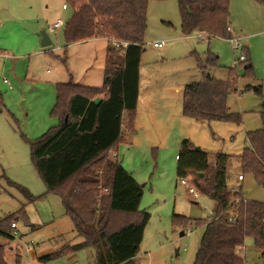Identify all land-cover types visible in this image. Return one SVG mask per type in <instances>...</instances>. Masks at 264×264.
<instances>
[{"label":"rangeland","instance_id":"374dc122","mask_svg":"<svg viewBox=\"0 0 264 264\" xmlns=\"http://www.w3.org/2000/svg\"><path fill=\"white\" fill-rule=\"evenodd\" d=\"M65 3L0 0V221L15 216L19 233L15 241L0 237L8 264H15L16 254H20V264H97L93 248L49 261L39 259L82 238L66 215L60 196L48 193L35 168L31 144L60 123L52 115L56 81L73 80L94 87L103 84L102 50L107 45L106 41H88L66 46L63 32L72 9L63 10ZM59 18L65 25L55 30L53 24ZM229 23L240 48L222 37L184 36L176 0L149 2L140 90L142 98H150V106L140 105L134 131L125 132L126 140L118 143L117 151L107 153L108 159H117L139 182L143 189L139 211L151 216L135 264H194L204 233V226L197 222L215 215L217 202L196 186V174L179 177L177 173L176 156L183 140L207 152L211 166L217 153L229 155V190H241L244 201L264 203V184L253 174L243 176L239 163L249 146L247 133L264 125V2L231 0ZM43 34L52 40L47 48L41 45ZM159 42L163 48L154 46ZM210 54L217 57L216 66L207 69L210 75L228 81L230 71L234 72L235 90L227 102L230 111L240 115L239 122L196 121L183 114L184 87L203 79L200 62ZM242 54L247 61L239 62ZM122 56L120 50L118 63ZM247 64L252 66L250 70ZM126 126L125 121L123 130ZM183 178L187 185L181 183ZM191 187L194 194L189 192ZM19 188L35 200L28 201ZM21 209L27 219L18 214ZM180 217L190 223L184 226ZM119 220L115 217L114 223ZM239 255L245 264H264V256L250 236Z\"/></svg>","mask_w":264,"mask_h":264},{"label":"trees","instance_id":"16d2710c","mask_svg":"<svg viewBox=\"0 0 264 264\" xmlns=\"http://www.w3.org/2000/svg\"><path fill=\"white\" fill-rule=\"evenodd\" d=\"M65 1L72 9L63 32L66 45L93 38H106L111 44L106 52L103 84L94 87L73 80L57 83L52 115L60 123L31 144L35 168L48 193L60 196L66 215L82 238L77 244H67L39 259L49 261L93 248L97 264H135L151 216L139 211L143 197L139 182L117 159H108L107 153L123 140L125 121L131 131L134 128L151 0ZM176 1L184 36L202 33L233 38L228 30L231 0ZM114 41L127 44L122 63L116 58L121 49L115 48ZM216 60L210 54L205 62H200L203 79L185 85L183 114L196 121L239 122L240 115L231 112L227 102L235 90L234 72L230 71L228 81L216 79L207 72L209 67L216 66ZM245 61L247 56L240 62ZM251 68L250 64L246 65L247 70ZM1 97L0 93V100ZM247 139L249 146L243 150L239 162L242 175L253 174L264 184V125L248 132ZM177 160L179 177L194 172L196 186L217 202L215 215L197 222L204 226V233L194 264H245L239 252L249 236L264 256V203L244 201L241 190H229L230 156L217 153L211 166L207 152L197 151L193 144L183 140ZM21 190L27 194L28 201L35 200ZM235 210V221H228L229 212ZM18 214L27 219L24 209ZM115 217L120 218L116 223ZM181 219L184 226L190 223L185 217ZM14 220L15 216H9L0 221V237L15 241L11 227ZM5 249L0 245V264H8ZM15 259V264H20V254Z\"/></svg>","mask_w":264,"mask_h":264},{"label":"built area","instance_id":"2783aa9c","mask_svg":"<svg viewBox=\"0 0 264 264\" xmlns=\"http://www.w3.org/2000/svg\"><path fill=\"white\" fill-rule=\"evenodd\" d=\"M64 8H68V6L66 5V4H64ZM65 25V23H64V21L62 20V19H58L54 24H53V29H58V28H60V27H62V26H64ZM228 30L229 31H231V27H229L228 28ZM231 41L232 42H234V47L235 48H240V45L237 43V38L235 37H233L232 39H231ZM114 46H115V48H117V49H121V51L124 53L125 51H124V48L127 46V44L126 43H120L119 41H114ZM154 46L155 47H158V48H163L164 47V44L162 43V42H159V43H155L154 44ZM245 60V55H240V58H239V62L240 61H244ZM4 82L5 83H9L6 79L4 80ZM112 152V151H111ZM113 155L116 157V155H115V152L113 153ZM241 177H243L242 175H240ZM181 183L182 184H184V185H187L188 184V181L186 180V179H181ZM189 192L191 193V194H194L195 193V189L194 188H190L189 189ZM236 216H237V210H235V211H231V212H229V215H228V217H227V220L228 221H231V222H234L235 221V219H236ZM11 227L13 228V235L17 238L18 236H19V233L17 232V224H16V222H13L12 224H11Z\"/></svg>","mask_w":264,"mask_h":264},{"label":"crops","instance_id":"0c3cea01","mask_svg":"<svg viewBox=\"0 0 264 264\" xmlns=\"http://www.w3.org/2000/svg\"><path fill=\"white\" fill-rule=\"evenodd\" d=\"M67 9H69V7L68 8H64V4H63V10H67ZM60 19V18H59ZM61 28V27H60ZM59 29V28H58ZM231 31H232V28H231ZM88 41H102V42H105L106 41V43H107V45H106V49H103L102 50V53H103V66H105V61H106V52H107V48H108V45H109V41H108V39H106V38H93V39H87V40H84V41H80V42H76V43H72V44H81V43H85V42H88ZM66 46H71V44H69V45H66ZM89 59V57L87 58V60ZM87 60L85 59L84 61H86V63H88L87 62ZM103 79H104V69H103ZM55 80H59V79H55ZM57 83H62V82H58V81H56ZM56 83V84H57ZM81 85H83V84H81ZM88 86V85H87ZM99 87V86H98ZM142 94H141V90H139V98H138V103H137V109L140 107V105H142L143 107H144V105L145 104H147L148 106H150V98L148 97V96H144L142 99ZM146 101V103H144ZM141 103H143V104H141ZM135 121H136V117H135V120H134V124H135ZM134 131V130H133ZM133 131H131L127 126L125 127V129L123 130V133H122V137H123V140L125 141L126 140V137H127V135H126V133H132ZM126 132V133H125ZM113 150V149H112ZM112 150H110V151H112ZM114 150L115 151H117V146L114 148ZM114 151V152H115ZM176 158H177V156H176Z\"/></svg>","mask_w":264,"mask_h":264},{"label":"water","instance_id":"95a60500","mask_svg":"<svg viewBox=\"0 0 264 264\" xmlns=\"http://www.w3.org/2000/svg\"><path fill=\"white\" fill-rule=\"evenodd\" d=\"M41 45L44 48H47L49 46L52 45V40L50 39V37L47 34H43L42 36V40H41ZM67 119V118H66ZM197 151H200L201 148L200 147H196ZM201 176H203V173H200ZM182 235H184V233L182 232Z\"/></svg>","mask_w":264,"mask_h":264}]
</instances>
